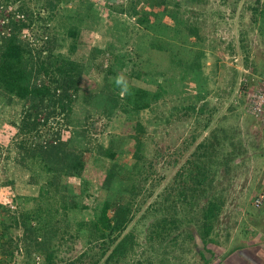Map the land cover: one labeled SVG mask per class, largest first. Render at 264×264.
I'll list each match as a JSON object with an SVG mask.
<instances>
[{
    "label": "rangeland",
    "instance_id": "1",
    "mask_svg": "<svg viewBox=\"0 0 264 264\" xmlns=\"http://www.w3.org/2000/svg\"><path fill=\"white\" fill-rule=\"evenodd\" d=\"M76 1L63 0V3L74 7ZM130 1L80 0L83 6L86 3L93 4L92 10L82 23L76 53L71 55L72 59L86 66L81 80L83 91L74 107V118L76 120L79 118L84 124L87 123L86 117H89L90 121L102 116L100 110L95 107L94 92L104 81L102 75L104 71L101 72L98 66L103 64L106 69L109 64L102 55L91 63L92 49L97 47L105 50L108 43H117L120 30L125 38L118 37V41L122 42L117 43L119 49L130 52L133 60L136 59L135 48L140 43L141 31L129 12L120 13L114 9L121 5L128 8L134 0ZM144 1L138 5V10L149 14L151 9ZM26 3L30 10L34 11L35 16L40 12L38 15L40 20L36 24H45L48 27V36L50 39H56L54 44L56 52L68 54L70 41L62 39L64 30L59 25L62 18L49 21L50 13L46 8L48 0H44L43 6L37 5L36 0H26ZM19 4L21 3L5 9L0 8V30H3L2 24L5 19L16 14ZM263 6L264 0H202L198 4L183 2L182 8L186 11V18L199 27L200 36L204 40L201 43L206 54L202 60L204 80L200 81V85L190 78L183 85L177 83L174 95L165 96L156 107L154 106V110H145L141 113L139 121L143 131L140 141L147 152L144 173L136 174L131 182H128L126 170L120 172V187L131 188L132 184H135L136 188L137 196L130 223L120 235V239L124 236L131 237L134 247L125 258L107 263L109 251L97 264H204L198 254V250H201L204 244L203 234L198 230L201 224L199 220L202 215L201 207L213 199L222 202L223 207L208 246L219 253L221 246L233 242L234 239L238 242V236L230 233L232 230L233 233L239 230V211L246 209L248 205L253 206L254 198L257 196L256 183L252 179L255 170L252 171L251 161L245 160L246 153H235H240L244 147L255 144V135L247 127L242 112L246 110L247 97L250 93L251 74L247 69L255 70V53L260 46L257 33L264 34V22L259 15ZM155 10H160V6ZM61 11L59 9V12ZM166 21L172 25L168 19ZM25 32L28 37L32 35V30ZM190 41L198 42V39L193 37ZM159 63L156 64L158 70L167 69L169 77L181 76L182 71L168 64V61ZM129 68H132V64H129ZM40 82L39 80L38 83ZM133 84L151 91L157 89L155 84L148 81L134 80ZM199 88L203 100L196 102L194 98L199 94ZM6 89L10 91V85ZM21 92L23 96L28 95L25 103L18 101V104H0V219L6 221L5 226L3 224L0 228L4 244L2 251L0 250V260L2 264H42L43 258L37 256L39 254L32 253L29 256L25 253L20 243L21 229L14 225L13 218L17 216L21 221L31 209L44 210L49 202L47 199L54 195L55 189L51 190L52 196L46 198L41 188L48 187L47 182H55L56 179L53 174L34 176L23 167L17 155V143L27 137V132L19 131L14 121L18 122L22 112L37 104L33 96L26 91ZM84 94H88L90 98L85 99ZM186 98L190 99L185 100ZM182 105L185 108L195 105L196 110L186 112L180 109ZM202 108L204 111L201 112ZM44 116L45 114H42L40 118ZM56 118L55 121L51 118L48 126H44L42 141L52 142L59 137L65 140L73 131V128L66 125L64 116ZM101 118L102 120L97 122L98 131H101L97 134L93 131L89 145L91 151L84 152L86 162L82 177L57 179L59 182L56 185L60 190L67 186L74 194L79 195L77 197L80 206H85L79 213L70 214L68 229L70 233L76 231L77 221L90 220L106 197L102 183L112 166V161L98 157L96 148L99 145L106 147L112 135L138 134V126L135 128L138 122L126 120L125 115L120 112L108 122L105 117ZM103 123L107 124L100 127ZM205 145L210 152L212 148L218 150L219 166H216V169L207 168L209 159L201 162L200 156L205 150L202 147ZM134 147L135 141L131 140L126 154L127 164L131 161ZM201 164L207 168L203 192L199 191L198 185L195 186L194 179H188L185 175L186 168L195 165L200 167ZM189 187L197 190L195 194L194 191H184ZM184 192L188 195L187 201L182 199ZM193 195L196 198L193 199ZM171 216L179 220L178 227L174 228L169 236H165V239L152 238L155 224L164 217ZM188 233H192L194 239L188 238ZM66 237L68 239L61 244L58 261L64 260L63 264L97 262L101 251L97 248L92 251L84 237L73 239H69L68 235Z\"/></svg>",
    "mask_w": 264,
    "mask_h": 264
},
{
    "label": "trees",
    "instance_id": "2",
    "mask_svg": "<svg viewBox=\"0 0 264 264\" xmlns=\"http://www.w3.org/2000/svg\"><path fill=\"white\" fill-rule=\"evenodd\" d=\"M0 1V8L3 9L18 2L22 4L18 5L16 14L5 19L2 24L3 30H0V104H18V101L25 103L28 95L23 96L21 91H26L37 100V104L22 112L18 122L14 121L19 131L27 132V137L17 143V155L23 167L34 176L43 177L46 174H53L56 179L55 182H47L48 187L41 188L46 198L52 196L51 190L55 189L54 195L47 199L49 202L44 210L31 209L21 221L17 216L13 218L14 225L21 229L20 243L27 255L34 253L42 256V264H63L64 260L58 261V253L63 241L68 239L66 235L69 239L84 237L92 251L96 248L101 251L94 264H97L109 251L107 263L125 258L133 250V239L128 236L120 239V235L130 223L137 194L135 184H132L131 188L120 187V172L123 169L126 170L128 182H131L130 180L136 174L144 173L147 152L140 141L143 131L139 121L141 113L145 110H154L165 96L174 95L177 83L183 85L190 78L197 84L204 77L202 60L206 54L201 44L204 40L200 36L199 27L186 18V11L182 8L183 2L198 4L202 0H145L144 2L151 9L149 14L138 10L142 0L133 2L131 0L128 8L122 5L114 8L120 13L129 12L130 17L135 19L141 31L140 43L135 48L134 58L136 59L134 60L130 52L119 49L117 43L122 42L118 41V37L125 38L120 30L116 39L117 43H108L105 50L97 47L92 49L91 63H94L99 55L105 56L107 62L109 61L106 69L103 64L98 66L101 72L104 71L102 73L104 81L94 92L95 107L100 110L107 122L119 112L124 114L128 121H137L135 128L138 126V134H115L110 137L106 147L99 145L96 148L98 157L112 161V166L102 183V188L106 190V197L90 220L76 222L77 228L74 233L68 232L70 214L79 213L85 209V206H80L78 194H74L67 186L60 190L56 183L62 177H82L86 162L84 152L91 151L90 136L93 131L96 134L101 131H98L97 122L102 120V116L90 121L89 117H86V124L79 118L77 120L74 118V107L83 91L81 80L86 66L72 59L71 55L76 53L82 23L92 10L93 4L86 3L83 6L80 0L75 2L74 7H69L68 3H63V0H48L46 3L50 13L49 21L62 18V22L59 23L60 28L64 30L62 39L70 41L68 54H64L56 52L54 48L56 39H50L48 27L45 24H36L40 20L38 16L40 12L35 16L34 11L26 5V0ZM42 3L44 0H36L37 5L43 6ZM60 6L62 7L59 8ZM157 6H160L158 11L155 10ZM59 9L62 11L59 12ZM259 15L264 22V6L259 11ZM166 19L172 22V25ZM29 30H32V35L28 37L25 31ZM193 37L198 39V42H191ZM157 58L159 59L154 60ZM164 60L182 71L179 78L169 77L167 69L158 70L156 64L163 63ZM129 64H132L133 69L129 68ZM39 80L40 83H38ZM134 80L148 81L155 84L157 89L151 91L137 86L133 84ZM9 85L10 91L6 89ZM200 89L199 94L194 98L196 102L203 100ZM84 98L90 97L84 94ZM180 107L186 112L196 110L195 105ZM42 114H45L44 118H40ZM57 116H64L66 125L73 128V131L65 140L59 137L52 142L42 141L44 126H48L51 118L55 121ZM106 124L103 123L100 127ZM131 140L135 141V147L131 161L127 164L125 163L128 157L126 154ZM202 148L205 150L200 156L201 162L209 159L207 168L215 167L216 169V166H219L217 148H212L211 152L207 145ZM207 168L201 164L200 167L195 165L185 170L186 178L194 179L195 186L198 185L199 191L202 192L203 185L206 183ZM184 191H194L195 194L197 190L189 187ZM187 196L185 193L182 199L187 201ZM192 198L196 197L193 195ZM190 204L194 203L190 202ZM222 207V202L215 199L201 207L202 215L199 220L201 224L198 230L204 237V249L210 254H213L208 248L212 241L211 233L214 231ZM194 220L191 219V221ZM178 222L179 220L172 216L164 217L155 224L151 237L158 240L165 239V236H169L171 231L178 227ZM3 224L5 226V219H0V228ZM2 237L1 235V251L4 246ZM187 237L194 239L192 233H188ZM198 254L204 264L211 261L205 257L202 250H198Z\"/></svg>",
    "mask_w": 264,
    "mask_h": 264
},
{
    "label": "crops",
    "instance_id": "3",
    "mask_svg": "<svg viewBox=\"0 0 264 264\" xmlns=\"http://www.w3.org/2000/svg\"><path fill=\"white\" fill-rule=\"evenodd\" d=\"M257 41L260 43V46L258 45L259 48L256 49L257 52L255 53V70L251 71L247 69L249 74H251L249 81L250 92L256 85V79H264L263 33L260 35L257 33ZM198 85H200V83H198ZM198 85L197 87H199ZM245 113L244 109L242 115L246 120L247 127L250 128L249 130H251L255 135V144L254 146L249 145L246 146V148L244 147L240 153H234H246L245 160H248V162L251 161L253 168L252 171L255 170V175L252 179L255 181L254 183H256V195H258L264 191V128L258 126L254 120L247 114L245 115ZM239 215V230H235L236 234L233 233V230L230 233V235L232 234L238 236V242L234 239L233 242L230 241L223 247L221 246L222 249H219V253L208 246L213 253L208 259H211L208 264H264V206L262 208H254L252 204L250 206L248 205L246 209L243 208V210L239 211Z\"/></svg>",
    "mask_w": 264,
    "mask_h": 264
},
{
    "label": "built area",
    "instance_id": "4",
    "mask_svg": "<svg viewBox=\"0 0 264 264\" xmlns=\"http://www.w3.org/2000/svg\"><path fill=\"white\" fill-rule=\"evenodd\" d=\"M254 89L248 94L246 103V114L254 122L264 128V79H256ZM254 208L264 206V192L259 193L253 201ZM0 264L1 260H0Z\"/></svg>",
    "mask_w": 264,
    "mask_h": 264
},
{
    "label": "water",
    "instance_id": "5",
    "mask_svg": "<svg viewBox=\"0 0 264 264\" xmlns=\"http://www.w3.org/2000/svg\"><path fill=\"white\" fill-rule=\"evenodd\" d=\"M201 250L204 252V255L207 259H209V257H211V254L208 253L205 249H204V244H202Z\"/></svg>",
    "mask_w": 264,
    "mask_h": 264
}]
</instances>
